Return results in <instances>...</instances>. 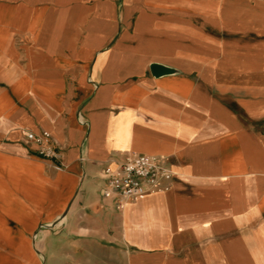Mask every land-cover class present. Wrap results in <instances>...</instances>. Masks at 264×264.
<instances>
[{
  "label": "crops",
  "instance_id": "1",
  "mask_svg": "<svg viewBox=\"0 0 264 264\" xmlns=\"http://www.w3.org/2000/svg\"><path fill=\"white\" fill-rule=\"evenodd\" d=\"M0 5V33L29 40L22 58L0 45L10 53L0 82L25 99L0 100L2 130L19 135L0 144V191L114 264H235L240 250L264 264V222L240 199L264 149V0ZM14 129L47 136L58 160ZM120 153L167 158L171 189L117 211L100 169Z\"/></svg>",
  "mask_w": 264,
  "mask_h": 264
},
{
  "label": "rangeland",
  "instance_id": "2",
  "mask_svg": "<svg viewBox=\"0 0 264 264\" xmlns=\"http://www.w3.org/2000/svg\"><path fill=\"white\" fill-rule=\"evenodd\" d=\"M9 11L7 5H0V29L7 27L6 19ZM5 17V18H4ZM27 38V37H26ZM29 40L24 37L9 39L0 33V45L13 44L12 53L19 58L23 56L24 45ZM10 53L0 50V80L2 71L8 70L6 56ZM33 54V53H32ZM11 75L14 73L11 71ZM11 84L0 82V100L16 109H22L25 104L23 96H16L11 91ZM259 123V122H258ZM0 126V144L18 146L17 136L10 139ZM259 134L264 128L257 124ZM12 132L25 133L26 130L14 129ZM11 132V133H12ZM19 139V138H18ZM264 149L257 150L255 174L250 176L249 184L253 191H241L240 199L249 200L256 210L255 227L264 222ZM244 181V183H246ZM13 191H0V264H114L115 260L109 250L98 251L86 243L78 240L87 236H76L71 227L57 226V223L48 222L38 212L24 208L16 201ZM64 218V215L60 218ZM36 239L34 240V238ZM45 237L44 242H42ZM235 264H251L249 257L240 250ZM118 264V263H117ZM124 264V262H123Z\"/></svg>",
  "mask_w": 264,
  "mask_h": 264
},
{
  "label": "built area",
  "instance_id": "3",
  "mask_svg": "<svg viewBox=\"0 0 264 264\" xmlns=\"http://www.w3.org/2000/svg\"><path fill=\"white\" fill-rule=\"evenodd\" d=\"M23 137L37 157L47 161L58 160L59 151L47 136L25 132ZM100 176L104 183L101 196L113 200L117 211L141 197L167 192L175 178L165 157L123 153L116 157L112 166H102Z\"/></svg>",
  "mask_w": 264,
  "mask_h": 264
},
{
  "label": "water",
  "instance_id": "4",
  "mask_svg": "<svg viewBox=\"0 0 264 264\" xmlns=\"http://www.w3.org/2000/svg\"><path fill=\"white\" fill-rule=\"evenodd\" d=\"M151 74H152V76H154V77H159V76H161L162 71L159 70V69L156 68V67H153V68L151 69Z\"/></svg>",
  "mask_w": 264,
  "mask_h": 264
}]
</instances>
